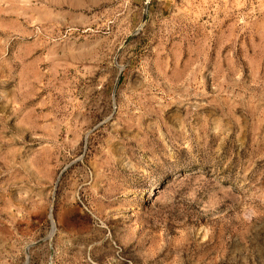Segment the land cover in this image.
I'll list each match as a JSON object with an SVG mask.
<instances>
[{
	"label": "rangeland",
	"instance_id": "374dc122",
	"mask_svg": "<svg viewBox=\"0 0 264 264\" xmlns=\"http://www.w3.org/2000/svg\"><path fill=\"white\" fill-rule=\"evenodd\" d=\"M0 264H264V0H0Z\"/></svg>",
	"mask_w": 264,
	"mask_h": 264
}]
</instances>
